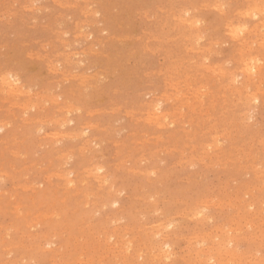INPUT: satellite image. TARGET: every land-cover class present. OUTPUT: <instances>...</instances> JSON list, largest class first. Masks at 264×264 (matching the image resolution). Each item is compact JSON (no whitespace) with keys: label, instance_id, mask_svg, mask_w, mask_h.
<instances>
[{"label":"rangeland","instance_id":"1","mask_svg":"<svg viewBox=\"0 0 264 264\" xmlns=\"http://www.w3.org/2000/svg\"><path fill=\"white\" fill-rule=\"evenodd\" d=\"M254 1L0 0V264H264Z\"/></svg>","mask_w":264,"mask_h":264},{"label":"bare ground","instance_id":"2","mask_svg":"<svg viewBox=\"0 0 264 264\" xmlns=\"http://www.w3.org/2000/svg\"><path fill=\"white\" fill-rule=\"evenodd\" d=\"M254 1V0H253ZM36 2V1H35ZM256 1H254V3H255ZM264 4V3H263ZM221 6V5H220ZM259 7V6H258ZM263 7V6H262ZM39 10V9H38ZM190 10V9H189ZM259 10V9H258ZM82 11V10H81ZM64 14V13H63ZM96 14V13H95ZM242 15V14H241ZM257 15V14H256ZM69 16V15H68ZM184 18V17H183ZM8 19V18H7ZM184 21V20H183ZM198 21V20H197ZM237 21V20H236ZM188 22V21H187ZM190 23V22H189ZM192 24V23H191ZM228 24V23H227ZM232 24H234V23H231V25ZM242 24V23H241ZM59 25V24H58ZM237 25H238V23H237ZM228 26V25H227ZM235 27V26H234ZM238 29H239V27H238ZM231 30V29H230ZM104 32V31H103ZM233 32V31H232ZM234 35V34H233ZM232 35V36H233ZM200 37V36H199ZM264 38V37H263ZM234 39V38H233ZM248 40V39H247ZM214 43V42H213ZM262 43V42H261ZM248 44V43H247ZM245 50V49H244ZM34 52V51H33ZM204 57V56H203ZM250 58V57H249ZM253 57H251V59H248V60H244V62H243V64H244V66H245V69H244V71H246V72H248L247 74H251L252 76H253V73H252V68L253 69H255L256 68V64H259V63H256L255 61H253L254 59H256V58H253ZM237 59V58H236ZM65 60V59H64ZM205 60V59H204ZM228 61V60H227ZM256 64H255V63ZM252 63H254L255 64V67L252 65ZM1 66V65H0ZM242 67V66H241ZM11 68V67H10ZM75 68V67H74ZM207 68V67H206ZM258 69H259V66L257 67ZM65 69V68H64ZM258 69H257V71H258ZM9 70V69H8ZM57 70V69H56ZM260 70V69H259ZM215 71V70H214ZM213 71V72H214ZM243 71V72H244ZM10 72V71H9ZM211 72V71H210ZM255 72V71H254ZM10 74V73H9ZM8 74V75H9ZM236 75V74H235ZM234 75V76H235ZM251 75H249V76H251ZM6 76V75H5ZM2 77V79H1V81H2V83H3V85H4V87H5V89H6V91L5 92H9V93H11L12 94V96L16 93V92H18V91H20L19 89H18V91H16V86L18 85H16L15 86V84L16 83H18V82H16V80H14L15 78H13L11 81H10V79H8V77L10 78V76H6V77ZM63 76V75H62ZM232 76V75H231ZM251 76V77H252ZM232 78H234V77H232ZM237 78V77H236ZM235 79V78H234ZM18 80V79H17ZM185 82H187V81H185ZM236 82V81H235ZM184 83V82H183ZM188 83V82H187ZM186 83V84H187ZM256 83V82H255ZM185 84V83H184ZM197 84V83H196ZM229 84V83H228ZM230 85V84H229ZM233 85V84H232ZM231 86V85H230ZM21 87V86H20ZM19 87V88H20ZM193 88V87H192ZM2 89L4 90V88H3V86H2ZM28 89V88H27ZM237 89V88H236ZM239 89V88H238ZM22 90V89H21ZM24 90V89H23ZM186 90V89H185ZM207 90H209V89H207ZM80 91V90H79ZM210 91V90H209ZM7 92V93H8ZM23 92H25V91H23ZM169 92V91H168ZM204 92V91H203ZM262 92V91H261ZM8 93V94H9ZM22 93V92H21ZM10 95V94H9ZM177 96H178V94H176ZM224 95V94H223ZM11 96V95H10ZM58 96V95H57ZM152 96V95H151ZM223 99V98H222ZM201 100V99H200ZM167 101V100H166ZM203 101V100H202ZM251 101V100H250ZM183 102V101H182ZM256 102V101H255ZM40 103V102H39ZM159 103V102H158ZM213 103H215V102H213ZM35 104V103H34ZM212 104V103H211ZM2 105V104H1ZM38 105V104H37ZM154 105V104H153ZM182 105H184V104H182ZM214 105V104H213ZM23 106V105H22ZM76 106V105H75ZM155 106V108H153L154 109V111L153 112H151V114H150V117H149V120H153V119H155V122H156V120H159L160 121V119H161V117H158L157 115V111L160 109L159 108V106L156 104V105H154ZM153 106V107H154ZM77 107V106H76ZM212 107V106H211ZM210 107V108H211ZM151 108H152V106H151ZM173 108V107H172ZM177 108V107H176ZM191 108V107H190ZM43 109V108H42ZM58 109V108H57ZM152 109V110H153ZM147 110V109H146ZM175 110V109H174ZM249 110V109H248ZM149 112V111H148ZM160 112H162V111H160ZM181 112V111H180ZM209 112V111H208ZM246 112V111H245ZM89 113V112H88ZM159 113V112H158ZM5 114V113H4ZM163 114H164V112H163ZM201 114H202V112H201ZM250 114V113H249ZM244 116H246V115H244ZM146 117V116H145ZM144 117V118H145ZM165 117H166V115H165ZM40 118V117H39ZM63 118V117H62ZM147 118V117H146ZM167 118V117H166ZM209 118V117H208ZM123 119V118H122ZM169 119V118H168ZM189 119V118H188ZM207 119V118H206ZM62 120V119H61ZM116 120V119H115ZM8 121V120H7ZM158 121V122H159ZM164 121V120H163ZM166 121V120H165ZM164 121V122H165ZM168 121V120H167ZM170 121V120H169ZM85 122H88V121H85ZM169 123V122H168ZM171 123V122H170ZM62 124V123H61ZM97 124V123H96ZM109 124V123H108ZM161 124V123H160ZM173 124V123H172ZM258 124V123H257ZM39 126H40V124H39ZM38 126V127H39ZM183 126H184V124H183ZM212 126V125H211ZM37 128V127H36ZM40 128V127H39ZM165 128V127H164ZM188 129V128H187ZM141 130V129H140ZM263 130V129H262ZM44 132V131H43ZM72 132V131H71ZM70 132V133H71ZM73 133V132H72ZM81 133H82V130H81ZM88 133V132H87ZM150 133V132H149ZM58 134H60V133H58ZM147 134V133H146ZM172 134V133H171ZM214 134H216V133H214ZM57 135V134H56ZM149 135V134H148ZM211 135V134H210ZM43 136V135H42ZM58 136V135H57ZM150 136V135H149ZM162 136V135H161ZM205 136V135H204ZM224 136V135H223ZM75 137V136H74ZM148 137V136H147ZM150 137H152V136H150ZM235 137H237V136H235ZM160 138V137H159ZM263 139V138H262ZM64 140V139H63ZM114 141V140H113ZM216 141V140H215ZM206 142V141H205ZM262 142V141H261ZM115 143V142H114ZM214 143H216V142H214ZM213 143V144H214ZM221 143V142H220ZM264 143V142H263ZM209 144V143H208ZM232 144V143H231ZM240 144V143H239ZM261 144V143H260ZM19 145V144H18ZM84 145V144H83ZM166 146V145H165ZM203 146H205V145H203ZM211 146V145H210ZM242 146V145H241ZM177 147V146H176ZM207 147V146H206ZM160 148V147H159ZM175 148V147H174ZM204 148V147H203ZM224 148V147H223ZM176 149V148H175ZM19 150V149H18ZM158 150V149H157ZM170 150V149H169ZM214 150V149H213ZM40 151V150H39ZM90 151V150H89ZM208 151V150H207ZM257 151V150H256ZM14 152V151H13ZM171 152V151H170ZM253 152V151H252ZM118 153V152H117ZM181 153V152H180ZM205 153V152H204ZM209 153V152H208ZM207 153V154H208ZM215 153V152H214ZM242 153V152H241ZM71 154V153H70ZM230 154V153H229ZM255 154V153H254ZM66 155V154H65ZM68 155V154H67ZM210 155V154H209ZM220 155V154H219ZM21 156V155H20ZM180 156V155H179ZM236 156V155H235ZM249 156V155H248ZM95 157V156H94ZM199 157V156H198ZM243 157V156H242ZM193 158V157H192ZM201 158V157H200ZM69 159V158H68ZM191 159V158H190ZM204 159V158H203ZM258 159V158H257ZM49 160V159H48ZM136 160V159H135ZM231 160L233 161L234 159H232L231 158ZM35 161V160H34ZM190 161V160H189ZM200 161H203V160H200ZM240 161V160H239ZM33 162V161H32ZM180 162V161H179ZM188 162V161H187ZM206 162V161H205ZM208 162V161H207ZM254 162V161H253ZM239 163V162H238ZM250 163V162H249ZM92 164V163H91ZM179 164V163H178ZM185 164H186V162H185ZM191 164H192V162H191ZM194 164V163H193ZM214 164V163H213ZM208 165H209V163H208ZM212 165V164H211ZM248 165V164H247ZM252 165V164H251ZM24 166V165H23ZM25 166H27V165H25ZM61 166V165H60ZM195 166V165H194ZM233 166V165H232ZM2 167V166H1ZM14 167V166H13ZM102 167V166H101ZM104 167V166H103ZM193 167V166H192ZM190 168V167H189ZM263 168V167H262ZM129 169V168H128ZM250 169V168H249ZM254 169H256V168H254ZM3 170V169H2ZM136 170V169H135ZM96 171V170H95ZM245 171V170H244ZM152 172H153V169H152ZM243 172V171H242ZM51 173V172H50ZM154 173V172H153ZM228 173V172H227ZM249 173V172H248ZM72 174V173H71ZM62 175V174H61ZM106 175V174H105ZM189 175V174H188ZM263 175V174H262ZM27 176V175H26ZM58 176V175H57ZM239 176V175H238ZM259 176V175H258ZM60 177V176H59ZM71 177V176H70ZM69 177V178H70ZM79 177V176H78ZM191 178V177H190ZM68 179V178H67ZM89 179V178H88ZM95 179V178H94ZM97 179V178H96ZM235 179V178H234ZM263 179V178H262ZM72 179H68V180H66V181H71ZM231 180V179H230ZM3 181V180H2ZM73 181V180H72ZM102 181V180H101ZM189 181V180H188ZM81 182H82V180H81ZM52 183V182H51ZM64 183V182H63ZM74 184V183H73ZM103 184V183H102ZM237 184V183H236ZM24 185V184H23ZM106 185V184H105ZM108 186V185H107ZM223 186V185H222ZM235 186V185H234ZM28 187H29V185H28ZM253 187H254V185H253ZM14 188V187H13ZM186 188V187H185ZM226 188V187H225ZM232 188V187H231ZM17 189V188H16ZM141 189V188H140ZM66 190V189H65ZM226 190V189H225ZM242 190V189H241ZM54 191V190H53ZM67 191V190H66ZM112 191V190H111ZM250 191H251V189H250ZM260 191V190H259ZM184 192V191H183ZM5 193V192H4ZM14 193V192H13ZM122 193V192H121ZM211 193V192H210ZM15 194H17V192L15 193ZM32 194V193H31ZM137 194V193H136ZM229 194V193H228ZM12 195V194H11ZM141 195V194H140ZM244 195V194H243ZM12 196H14V195H12ZM102 196V195H101ZM254 196V195H253ZM33 197V196H32ZM87 198V197H86ZM232 198V197H231ZM33 199V198H32ZM14 200H15V198H14ZM76 200V199H75ZM177 200V199H176ZM233 200V199H232ZM242 200V199H241ZM18 201H20V200H18ZM33 201V200H32ZM114 201H116V200H114ZM207 201V200H206ZM17 202V201H16ZM75 202V201H74ZM78 202H79V200H78ZM87 202V201H86ZM154 202V201H153ZM158 202V201H157ZM213 202V201H212ZM52 203V202H51ZM88 203V202H87ZM202 203V202H201ZM205 203V202H204ZM210 203V202H209ZM208 203V204H209ZM218 203V202H217ZM242 203V202H241ZM240 203V204H241ZM229 204V203H228ZM238 204V203H237ZM239 204V205H240ZM17 205H19V204H17ZM21 205V204H20ZM234 205V204H233ZM40 206V205H39ZM85 206V205H84ZM249 206V205H248ZM247 206V207H248ZM95 207V206H94ZM47 208V207H46ZM77 208V207H76ZM16 209V208H15ZM52 209H54V207L52 208ZM160 209V208H159ZM240 209V208H239ZM18 210H19V208H18ZM96 210V209H95ZM241 210V209H240ZM191 211V210H190ZM198 211H200V210H198ZM42 212V211H41ZM74 212V211H73ZM230 212V211H229ZM260 212H261V210H260ZM33 214V213H32ZM43 214V213H42ZM50 214V213H49ZM22 215V214H21ZM26 215V214H25ZM52 215V214H51ZM66 215V214H65ZM20 216V215H19ZM36 216V215H35ZM39 216H43V215H39ZM38 216V217H39ZM186 216V215H185ZM207 216V215H206ZM264 216V215H263ZM46 217V216H45ZM202 217V216H201ZM232 217V216H231ZM241 217V216H240ZM37 218V217H36ZM43 218V220H44V217H42ZM121 218V217H120ZM212 218V217H211ZM235 218V217H234ZM41 219V218H40ZM238 219H240V218H238ZM262 219V218H261ZM26 220V219H25ZM29 220V219H28ZM50 220H51V218H50ZM32 221V220H31ZM36 221V220H35ZM131 221V220H130ZM141 221V220H140ZM171 221V220H170ZM198 221V220H197ZM207 221V220H206ZM238 221V220H237ZM29 222V221H28ZM37 222H39V220H37ZM41 222H42V219H41ZM240 222V221H239ZM40 223V222H39ZM38 223V224H39ZM205 223V222H204ZM238 223V222H237ZM250 223V222H249ZM134 224V223H133ZM141 225H142V223H140ZM162 224V223H161ZM239 224V223H238ZM246 224V223H245ZM2 225V224H1ZM33 225V224H32ZM80 225V224H79ZM158 225H160V224H158ZM229 225V224H228ZM4 226V225H3ZM102 226V225H101ZM134 226V225H133ZM155 226V225H154ZM223 226V225H222ZM225 226V225H224ZM2 227V226H1ZM69 227V226H68ZM77 227V226H76ZM80 227V226H79ZM88 227V226H87ZM156 227H158L157 225H156ZM235 227V226H234ZM92 228V227H91ZM95 228H96V226H95ZM108 228V227H107ZM140 227H138V229H139ZM143 228V227H142ZM146 228V227H145ZM225 228V227H224ZM223 228V229H224ZM251 228V227H250ZM10 229V228H9ZM66 229V228H65ZM69 229V228H68ZM93 229V228H92ZM110 229V228H109ZM114 230V229H113ZM159 230V229H158ZM67 231V230H66ZM110 231V230H109ZM119 231V230H118ZM221 231V230H220ZM229 231V230H228ZM241 231V230H240ZM84 232V231H83ZM7 233H8V231H7ZM203 233V232H202ZM3 234V233H2ZM5 234V233H4ZM3 234V235H4ZM60 234H62V233H60ZM157 234V233H156ZM26 235H28V234H26ZM145 235H146V233H145ZM150 235V234H149ZM153 235V234H152ZM216 235V234H215ZM229 235V234H228ZM249 235V234H248ZM62 236H64V235H62ZM74 236V235H73ZM109 236V235H108ZM198 236V235H197ZM204 236V235H203ZM205 236H206V233H205ZM217 236H218V234H217ZM158 237V236H157ZM160 237V236H159ZM230 237V236H229ZM71 238V237H70ZM100 238V237H99ZM106 238V237H105ZM172 238V237H171ZM241 238H243V237H241ZM147 239V238H146ZM175 239V238H174ZM196 239V238H195ZM110 240V239H109ZM142 240V239H141ZM201 240H203V239H201ZM231 240H232V237H231V239H229V242H231ZM71 241H73V240H71ZM113 241V240H112ZM111 241V242H112ZM131 241V240H130ZM167 241V240H166ZM218 241V240H217ZM233 241V240H232ZM77 242H79V241H77ZM99 242V241H98ZM114 242V241H113ZM142 242H144L143 240H142ZM228 242V243H229ZM249 242V241H248ZM29 243V242H28ZM101 243V242H100ZM165 243V242H164ZM13 244V243H12ZM38 244H39V242H38ZM85 244V243H84ZM95 244V243H94ZM190 244V243H189ZM197 244V243H196ZM195 244V245H196ZM32 245V244H31ZM34 245V244H33ZM37 245V244H36ZM47 245V244H46ZM97 245V244H96ZM126 245V244H125ZM148 245V244H147ZM205 245V244H204ZM9 246V245H8ZM98 246V245H97ZM165 246V245H164ZM48 247V246H47ZM61 247V246H60ZM70 247V246H69ZM124 247H126V246H124ZM128 247V246H127ZM151 247V246H150ZM156 247V246H155ZM212 247V246H211ZM214 247V246H213ZM45 248V247H44ZM109 248V247H108ZM120 248V247H119ZM145 248V247H144ZM7 249V248H6ZM14 249V248H13ZM27 249V248H26ZM146 249V248H145ZM161 249V248H160ZM9 250V249H8ZM90 250V249H89ZM118 250V249H117ZM124 250H126L125 248H124ZM151 250V249H150ZM194 250V249H193ZM198 250V249H197ZM212 250V249H211ZM236 250V249H235ZM28 251V250H27ZM146 251V250H145ZM202 251V250H201ZM9 253H10V251H8ZM15 252V251H14ZM60 252V251H59ZM69 251H67V253H68ZM108 252V251H107ZM120 252V251H119ZM166 252V251H165ZM205 252V251H204ZM63 253V252H62ZM129 253V252H128ZM169 253V252H168ZM198 253V252H197ZM85 254V253H84ZM106 254V253H105ZM110 254V253H109ZM145 254V253H144ZM165 253H163V255H164ZM170 254V253H169ZM190 254V253H189ZM209 254V253H208ZM155 255V254H154ZM212 255V254H211ZM232 255V254H231ZM56 256V255H55ZM22 257V256H21ZM100 257V256H99ZM160 257V256H159ZM162 257V256H161ZM168 257L169 256H166V258L168 259ZM209 257V256H208ZM264 257V256H263ZM57 258V257H56ZM69 258V257H68ZM81 258H82V256L80 257V260H81ZM101 258V257H100ZM144 258V257H143ZM150 258V257H149ZM158 258V257H157ZM192 258V257H191ZM217 258V257H216ZM216 258H215V256L214 255H212V256H210L208 259H211V260H213V261H215L216 260ZM248 258V257H247ZM23 259V258H22ZM201 259H202V256H201ZM54 260H55V258H54ZM123 260V259H122ZM224 260V259H223ZM231 260V259H230ZM241 260V259H240ZM239 260V261H240ZM59 261V260H58ZM79 261V260H78ZM111 261V260H110ZM116 261H118V259L116 260ZM148 261V260H147ZM217 261V260H216ZM260 261H262V260H260ZM56 262V261H55ZM70 262V261H69ZM100 262V261H99ZM102 262V261H101ZM156 262V261H155ZM219 262H220V260H219ZM221 262H222V260H221ZM224 262V261H223ZM61 263V262H60ZM71 263V262H70ZM80 263V262H79ZM124 263V262H123ZM165 263V262H164ZM210 263V262H209ZM234 262H227V263H225L224 262V264H233ZM9 264H10V262H9ZM11 264H12V262H11ZM17 264V263H16ZM64 264V263H63ZM69 264V263H68ZM100 264V263H99ZM107 264V263H106ZM113 264V263H112ZM191 264V263H190ZM198 264V263H197ZM205 264V263H204ZM220 264V263H219Z\"/></svg>","mask_w":264,"mask_h":264}]
</instances>
